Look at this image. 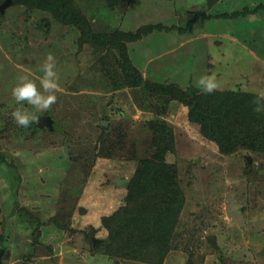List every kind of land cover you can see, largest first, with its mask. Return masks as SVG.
I'll return each mask as SVG.
<instances>
[{
	"label": "rangeland",
	"instance_id": "obj_1",
	"mask_svg": "<svg viewBox=\"0 0 264 264\" xmlns=\"http://www.w3.org/2000/svg\"><path fill=\"white\" fill-rule=\"evenodd\" d=\"M78 5L95 31L170 24L127 44L145 78L199 90V78L213 74L220 88L240 84L264 93V0H218L210 7L206 0ZM199 10L210 15L195 16ZM47 16L12 0L0 13V264H152L119 260L96 247L107 233L100 218L125 203L138 160L161 157L147 127L156 123V106L165 108L158 116L172 125L174 150L162 156L175 164L184 195L179 236L171 240L177 248L160 264H264V151L220 152L189 120L184 104L110 83L98 60H116L115 50L78 42L74 26L53 19L46 27ZM48 53L56 58L59 88L57 102L41 113L17 104L11 89L21 75L39 87ZM17 108L49 114L52 128L18 131L11 117ZM98 124L110 129L102 140ZM119 128L124 141L115 135ZM99 149L107 156L97 155ZM116 177L125 180L116 184ZM211 233L217 249L206 240Z\"/></svg>",
	"mask_w": 264,
	"mask_h": 264
},
{
	"label": "trees",
	"instance_id": "obj_2",
	"mask_svg": "<svg viewBox=\"0 0 264 264\" xmlns=\"http://www.w3.org/2000/svg\"><path fill=\"white\" fill-rule=\"evenodd\" d=\"M101 1L109 7L116 3L119 5L120 2ZM217 1L206 0V3L210 7ZM12 3L24 4L29 9L48 13L49 16L43 18L46 27H49L50 19L74 26L79 32L78 42H88L95 50H115L113 52L116 60H98L99 70L110 83L122 87H137L148 94L154 93L163 103L173 99L184 104L189 120L198 124L201 135L220 152H231L238 147L256 152L264 151V114L254 113L251 103L258 93L246 91L240 84L221 87L211 94L200 90L191 91L190 86L182 87L175 81L163 82L145 78L132 62L128 53V42L152 33L153 30L163 33L171 29L170 24L167 26L157 22L142 24L135 30L116 26L114 29L95 31L91 26V17L78 5V0H12ZM199 11L200 13L195 12V16L210 15L206 11ZM230 14L235 12L213 15ZM181 28L182 26H178L177 29ZM164 109L156 106L153 109L156 114L153 120L156 123L151 127L147 126L151 131L153 147L161 151V157H141L134 173L126 181L125 203L100 218V224L107 233L104 241L96 248L119 260L160 264L169 249L177 248L174 246L176 243L171 240L179 236L175 227L180 220L184 195L175 164L162 156L163 153L174 150L172 125L158 116ZM98 127L101 135L99 138L102 140L110 129L105 130L100 124ZM119 129L121 132L117 131L115 135L119 141H124L123 130ZM39 130L41 128L36 123L18 129L27 134H35ZM102 152L104 151L99 149L97 155L107 156ZM0 161H4L2 154ZM64 215L63 213L62 217ZM51 219L56 221L53 217ZM64 223L62 222L61 227L65 226Z\"/></svg>",
	"mask_w": 264,
	"mask_h": 264
},
{
	"label": "clouds",
	"instance_id": "obj_3",
	"mask_svg": "<svg viewBox=\"0 0 264 264\" xmlns=\"http://www.w3.org/2000/svg\"><path fill=\"white\" fill-rule=\"evenodd\" d=\"M56 69V58L53 54H46L40 65L39 87L37 83L28 75H21L17 78V83L11 89V96L17 104H27L38 112L48 111L56 102V91L59 88V75ZM199 90L206 94H211L220 88L215 75L205 74L198 80ZM235 90V89H234ZM253 112L264 114V93L255 94L251 102ZM13 121L19 127H28L32 123H38V118L34 112L17 108L11 112Z\"/></svg>",
	"mask_w": 264,
	"mask_h": 264
},
{
	"label": "water",
	"instance_id": "obj_4",
	"mask_svg": "<svg viewBox=\"0 0 264 264\" xmlns=\"http://www.w3.org/2000/svg\"><path fill=\"white\" fill-rule=\"evenodd\" d=\"M9 2H11V0H3L1 3H0V13L3 12V9L6 5L9 4ZM243 79L245 78H242L241 80L239 78L236 79V82H241ZM191 91H195L197 88H194L193 86H190L189 87ZM38 126H41V127H47V128H52V118L49 114H46V115H40L39 118H38ZM125 180L124 177L122 178H119V177H116L114 179L115 183L116 184H119L121 182H123ZM90 238L92 240V242H95L96 240L94 239V236H93V231H91L90 233ZM206 240L208 241L209 244H211L214 248H218L217 246V243L215 241V235L213 233L211 234H208L206 235ZM2 251V248L0 247V252ZM20 264H30L28 261H23L21 262Z\"/></svg>",
	"mask_w": 264,
	"mask_h": 264
}]
</instances>
